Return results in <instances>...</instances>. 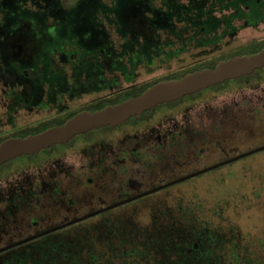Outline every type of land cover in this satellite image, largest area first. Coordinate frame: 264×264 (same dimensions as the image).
<instances>
[{"label":"flooded vegetation","instance_id":"af4514ba","mask_svg":"<svg viewBox=\"0 0 264 264\" xmlns=\"http://www.w3.org/2000/svg\"><path fill=\"white\" fill-rule=\"evenodd\" d=\"M201 1L98 0L96 2L100 7L97 9L98 14L96 15L92 14L96 13V9L91 0H0V128L4 125L10 127L5 132L0 130V140L18 137L20 134L46 126L54 120H64L65 122L82 111H96L98 106L102 104H106L104 107L112 105L111 103L121 96L131 95L127 99L133 98L137 89H143L144 92L158 82L173 80V78H179L194 71L213 69L221 61L234 56L252 54L256 47L264 46V40L252 41L233 51L222 52V48L224 46L229 47L240 30L257 29L264 24V18L256 22L250 21L248 17L231 19V8L224 10L218 9L216 5L211 7L215 0H209L206 6L201 9ZM257 3L264 4V1L258 0ZM202 10L204 14H202ZM223 16H226V22L229 24L226 31L222 29V21L219 22L220 29L210 32H206L205 28L200 25L194 29L197 32L190 30V27L186 28V25L193 21L196 24L202 21L213 23L216 18ZM171 23L176 27L174 30H177L172 33L169 32L168 26ZM31 24L34 26L36 37H38L40 49L37 59L27 62L30 56L25 50L18 48L15 42L18 41L22 30ZM176 33H178L177 36ZM194 35L195 38L190 40ZM153 39H161L162 47L154 48L151 45ZM169 40H172L174 44L163 46L164 42ZM146 43L150 46H145ZM185 43H187L186 47L180 46ZM45 47L46 50L44 51ZM191 50H197V54L201 55V58L173 73L139 81L140 72L152 76L157 70L155 64L158 66L159 64H166L184 56ZM218 52L219 54L213 56ZM256 71L258 72L256 73ZM256 71L253 72L254 74L252 73L253 75L244 76L245 78L234 79L240 82L241 85L238 87L260 90L261 84L264 83V68ZM249 78H251L250 81L256 82L255 86L252 85V82L247 81ZM261 90L264 94V87ZM215 92L228 94L226 89ZM187 97L190 99L184 101ZM198 97V94L185 96L180 100L167 103L172 107L162 111L157 116L153 115L152 111L142 120L132 124L123 123L121 126H126V128L119 140L128 133V130H135V133L145 140L144 146L146 148L156 144L158 147L180 148L184 152L188 143L185 142L187 141L185 136L191 131V124H193L185 116L188 107L191 105L184 103L193 104L194 99ZM262 98L264 103V95ZM178 102L180 103L177 105ZM258 111L261 110L258 109ZM21 114L45 115V118L24 125H17L16 120ZM51 127L54 126H49L46 129ZM87 133L78 136L82 137ZM78 136L65 144L57 145L56 147L61 148L59 152H54L57 149L54 147L49 153H43L45 155H41L43 158L30 161V163L32 162L31 165L42 169V164L51 159L52 163L55 160L61 162L70 154L82 155L88 152L90 157L87 160L88 171L99 168L102 169L103 173H108L109 169H103L102 166L107 157L119 156L123 153L119 150L116 152L113 143L107 144L104 139L99 138L91 141L83 140L74 144V140ZM64 145H68V148H65ZM118 147L120 148V146ZM135 152L132 150V153ZM124 154L121 155L122 159H112L111 162L123 164ZM128 161L131 165L135 162L131 159ZM2 177L4 176H0V178ZM127 181L126 184L129 183L130 188L123 192L124 199L103 204L99 209L88 214L156 188L141 192L140 186L137 187L139 183L137 184L131 179ZM25 184L27 187L24 186ZM20 186L18 191L13 192L8 189L5 192V197L0 196V204L3 205L0 208V244L4 243L0 246V264L8 261L14 251L26 250L40 242L56 241L57 238H60L58 235L60 231L83 221L47 232L74 220L64 219L58 225L37 231L25 238L13 240L12 237L14 236L10 235L8 230L10 222H16L17 216L32 201L36 205H44L42 201H50L52 204L54 203L55 207H65L66 210L70 209L67 202H71L70 200L66 201V192L61 191L54 176H39L36 177L35 182L20 183ZM133 187L138 189L134 191V195H130V190ZM121 188L123 189V186ZM10 189L12 190V187ZM119 195L121 197V194ZM145 196L106 209L95 215L110 212ZM29 221L32 228L39 224L34 219ZM44 232L47 233L41 235ZM5 236L8 238H4ZM30 237L35 238L24 241Z\"/></svg>","mask_w":264,"mask_h":264},{"label":"rangeland","instance_id":"374dc122","mask_svg":"<svg viewBox=\"0 0 264 264\" xmlns=\"http://www.w3.org/2000/svg\"><path fill=\"white\" fill-rule=\"evenodd\" d=\"M33 27L32 24L27 25L15 42L18 48L25 50L30 56L27 62L36 60L40 49ZM262 40L264 24L257 29H242L229 47L222 48V52L233 51L248 42ZM197 53V50H191L166 64H155L157 70L152 76L140 72L139 81L161 77L187 67L201 58ZM216 54L219 52L213 56ZM250 80L251 78L247 81ZM250 82L256 85V82ZM240 85V82L232 80L217 87H209L198 93L200 98H195L193 104L184 103L191 105L185 116L193 123L191 131L185 136V142L188 143L184 152L180 148L158 147L156 144L146 148L145 140L135 130H128L119 140L126 126H117L94 129L74 140V144H78L83 140L104 139L107 144H114L116 152L119 150L125 153L121 165L111 161L118 160L123 153L107 157L102 166L103 169H109L108 173H103L99 168L88 171V152L82 155L70 154L61 162L55 160L52 163L51 159L42 164V169L31 165L30 161L35 160V157L31 159L30 156H21L13 159L0 171V176H4L0 178V196L5 197L8 189L18 191L20 183L35 182L36 177L48 175L56 178L61 191L66 192V201H71L67 202L70 207L68 210L61 206L55 207L50 201H42L44 205H36L32 201L17 216L16 222H10L8 230L14 236L13 240L58 225L64 219L71 220L87 215L103 204L124 199L123 192L130 188L129 183L126 184L129 179L139 183L137 187L140 186L139 189L143 192L264 146V94L261 90L264 83L260 90L238 87ZM225 89L228 94L215 92ZM189 99L187 97L184 101ZM169 107L172 106L163 104L154 109L153 115L157 116ZM44 116L21 114L16 123L24 125L45 118ZM9 129L8 125L0 128L2 132ZM56 148L54 152L61 150ZM132 150L136 152L132 153ZM129 159L135 161L134 165L129 163ZM181 182L110 212L91 216L60 231L58 235L72 242L71 240H81L88 234L90 244L104 255L100 259L101 264H122L120 259L114 258L112 263H105L108 256L104 254L105 246L99 242V237L108 226L120 224V228L127 230L133 226L151 228L155 216H160L158 213L173 211L178 214L186 208L228 237H232L244 249L243 252L247 253L246 256L258 264H264V150ZM137 187L130 190V195L135 194ZM2 207L0 204V208ZM30 219L38 221L39 224L32 228Z\"/></svg>","mask_w":264,"mask_h":264},{"label":"trees","instance_id":"16d2710c","mask_svg":"<svg viewBox=\"0 0 264 264\" xmlns=\"http://www.w3.org/2000/svg\"><path fill=\"white\" fill-rule=\"evenodd\" d=\"M91 1L96 9V13L92 14L97 15V9L100 7L98 2H96L98 0ZM208 1L209 0L201 1V9L204 8L203 6H206ZM257 1L258 0H215L211 7L216 5L218 9L224 10L231 8V19L236 17H248L250 21L256 22L264 18V4H259ZM260 1L263 2L264 0ZM201 12L204 14L203 10ZM220 21H222V29L226 31L227 27H229V24L226 22V16L216 18L213 23L202 21L196 24L193 21L191 24L188 23L186 28L190 27V30L194 31V29L200 25L205 28L206 32L215 31L221 28ZM168 26L169 32L172 33L173 31H177L174 30L176 27L172 23ZM194 32L197 31L195 30ZM175 35L177 36L178 33ZM193 38H195V35L190 38V40ZM187 40L186 38V41ZM183 41H185V38H183ZM162 44L163 42L161 39H153L151 42L154 48H160ZM172 44H174V42L169 40L165 41L163 46H172ZM145 46H150V44L146 43ZM180 46L186 47L187 43L181 44ZM263 47L262 45L258 46V48L256 47L252 53L260 51ZM257 72L258 71H256V73ZM181 77L182 76L179 78ZM142 92L143 89H137L133 96H139ZM197 94L195 93L190 96H196ZM128 97H131V95L121 96L111 104H118ZM105 105L106 104H102L98 106L96 110L103 108ZM154 109L155 108L144 112L141 116L130 118L125 124H132L135 121L142 120L145 116L151 114ZM63 123L64 120H54L46 126L20 134L18 137L38 134L49 126H59ZM56 146L57 145L50 147L40 154L30 155V157L31 159L35 157V160H37L43 153H49L52 151V148ZM64 147L68 148V145H64ZM11 161L0 166V171H2L5 166L9 165ZM158 215L160 216H155L156 218L152 222L151 228L133 226L131 229L127 230L120 228V224L108 226L107 230L99 237V242L105 246L104 254L108 256L105 263H112V258H114L120 259L122 264H258L257 261L245 255L247 253L243 252L244 249L236 244L232 237H228L220 231V229L213 227L210 223L205 222L201 217L194 215L192 211H188L186 208L178 214L173 211H165L158 213ZM87 235L81 240H71L72 242L60 237L57 238L56 241L47 243L40 242L38 245H33L26 250L14 251L4 264H101L100 259L104 255L101 250L95 249L93 245L90 244V239ZM84 252H86L85 257Z\"/></svg>","mask_w":264,"mask_h":264},{"label":"water","instance_id":"95a60500","mask_svg":"<svg viewBox=\"0 0 264 264\" xmlns=\"http://www.w3.org/2000/svg\"><path fill=\"white\" fill-rule=\"evenodd\" d=\"M261 68H264V48L256 53L234 56L228 60L221 61L213 69L194 71L192 73L185 74L179 79L158 82L144 91L141 95L127 99L118 104L108 105L93 112H79L72 118L65 121L62 125L48 128L38 134L28 135L26 137L8 138L0 143V166L15 158L34 155L51 146L65 144L72 140L75 136L85 134L91 130L99 129L101 127H116L122 125L130 118L140 116L144 112L156 108L159 105L180 100L185 96L195 94L199 91L222 84L229 80L248 76ZM262 150H264V146L191 173L185 177L179 178L168 184L161 185L100 211L71 220L47 232L74 224L106 209H111L136 198L156 192L161 188H165L172 184L203 174L219 166H223ZM47 232L41 233V235ZM33 238L35 237H30L24 241H28Z\"/></svg>","mask_w":264,"mask_h":264}]
</instances>
